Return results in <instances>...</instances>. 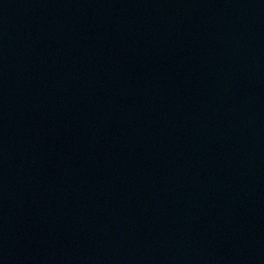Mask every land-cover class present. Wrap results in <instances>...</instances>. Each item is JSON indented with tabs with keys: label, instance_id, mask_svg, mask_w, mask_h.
Masks as SVG:
<instances>
[{
	"label": "water",
	"instance_id": "water-1",
	"mask_svg": "<svg viewBox=\"0 0 264 264\" xmlns=\"http://www.w3.org/2000/svg\"><path fill=\"white\" fill-rule=\"evenodd\" d=\"M0 264H264V0H0Z\"/></svg>",
	"mask_w": 264,
	"mask_h": 264
}]
</instances>
